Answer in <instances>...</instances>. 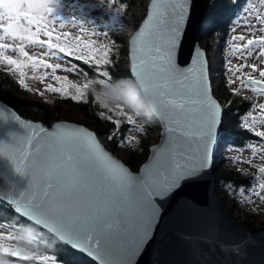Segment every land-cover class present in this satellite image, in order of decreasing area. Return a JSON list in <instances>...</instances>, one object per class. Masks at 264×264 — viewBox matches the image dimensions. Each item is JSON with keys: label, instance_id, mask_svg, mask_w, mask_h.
<instances>
[{"label": "snow or ice", "instance_id": "obj_1", "mask_svg": "<svg viewBox=\"0 0 264 264\" xmlns=\"http://www.w3.org/2000/svg\"><path fill=\"white\" fill-rule=\"evenodd\" d=\"M54 2L0 0V63L6 65L9 72L19 74L18 83L25 88L28 87L25 83L26 68L30 66L33 73L40 68L50 69L51 73L45 71L34 78L43 82L50 75L59 86L47 84V91L81 101L91 81L83 85L70 82L67 76L57 75L56 72H72L77 66L71 64L65 67L45 57L56 60L72 57L86 64L101 66L111 63V49L106 44L97 45L96 41L83 39L80 35L57 31L53 27L55 21H60V29L65 27V21L50 17ZM260 3L264 4V0ZM187 19L188 0H151L146 19L130 42L132 77L144 92L164 101L168 111L160 118L166 122L170 132L177 133L154 157L155 164L148 175L131 176L101 147L93 132L84 127L60 123L54 125L52 132L39 128L43 135L37 137L31 154L21 149L23 155L17 153L19 160L14 161L18 172L22 171L20 161H24L29 174L34 177L25 200L12 201L17 214L56 235L62 242L87 252L97 264H137L145 245L152 238L158 218L156 199L171 196L184 182L195 181L207 167L220 108L209 94L203 54L197 50L191 66L187 68L179 67L175 61V49ZM255 19L264 25V16L257 15ZM70 22L74 26L80 25L84 36L94 34L83 28V21L72 18ZM255 30L254 25L249 27V32ZM259 31L264 33V26ZM41 35L46 39H40ZM6 38L14 43H4ZM232 40L244 42L233 43V53L245 52L255 44L259 46L258 55L264 58V35L246 39L241 34L233 36ZM26 44L39 45L46 51L39 56L29 54L25 50ZM6 50L16 52L18 58L6 55ZM66 63L70 62L66 60ZM244 67L250 68L252 73L258 72L259 79L252 74H244L240 77L242 87L251 86L254 93L264 95V67L241 63L231 65L230 71L236 72ZM97 71L101 78L96 82L100 85L112 80L107 70L98 67ZM254 107L258 109L257 114L248 113L253 123H245L243 127L254 131L255 136L264 142V130L253 126L257 121L264 124V103ZM107 111L135 123L134 116L123 108ZM99 115L115 125L121 123L120 119H113V115H106L105 112ZM249 147L253 154L260 151L255 145ZM4 152V145L0 143V154ZM257 167L258 172L264 174V164ZM259 188L264 190V183H260ZM85 195L90 197L92 210L89 213L73 212L62 219L45 217L37 204L41 199L68 200ZM256 195L264 201L259 192ZM13 239V235L0 234V253L12 257H20L23 253L25 260L34 258L43 264H55L53 257L24 252L3 243ZM234 251L238 253L239 248Z\"/></svg>", "mask_w": 264, "mask_h": 264}, {"label": "water", "instance_id": "obj_2", "mask_svg": "<svg viewBox=\"0 0 264 264\" xmlns=\"http://www.w3.org/2000/svg\"><path fill=\"white\" fill-rule=\"evenodd\" d=\"M150 2L151 0H148L143 18L128 39L129 71L130 42L146 19ZM207 3L208 0H188V19L182 26L175 49V61L179 67L187 68L191 66L197 50L203 54L209 94L220 108L219 123L216 125L214 138L210 144L207 167L198 178L195 181L184 182L171 196L156 199L159 208L158 218L152 238L145 245L137 264H264V226L249 228L224 204L215 188L213 169L220 156L217 150L224 108L213 94L207 54L197 39ZM132 78L135 80L134 77ZM167 111L168 109L164 113ZM156 120L159 124L158 139L148 147L146 158L136 170H133L108 150L91 128L78 122L62 119L45 124L39 120L26 118L0 99V143L5 149L4 154H0V200L9 204L15 211L12 201L23 202L27 197L34 177L29 174L24 161H20L21 172L16 170L17 163L14 161L19 160L17 153H20L21 149L31 154L37 137L43 135L39 132V128L52 132L57 123L84 127L95 134L101 147L118 161L128 174L133 177H144L152 171L155 164L154 157L159 155V150L167 144L170 137L177 135L168 130L164 120L161 118H156ZM30 140L31 143H29ZM51 235L58 239L56 235ZM67 245L97 263L87 252L74 248L70 244ZM237 247L239 248L238 253L234 251ZM35 262L43 264L42 261L36 259Z\"/></svg>", "mask_w": 264, "mask_h": 264}, {"label": "rangeland", "instance_id": "obj_3", "mask_svg": "<svg viewBox=\"0 0 264 264\" xmlns=\"http://www.w3.org/2000/svg\"><path fill=\"white\" fill-rule=\"evenodd\" d=\"M248 1L249 2L247 3V5H245L240 10L238 15L235 16V18L232 20L230 32L228 33L225 40L213 39V36L210 37V39L213 40V47L209 50V66L211 68L210 79L212 91L215 97L220 101L222 107L224 109L228 107L230 105V99L234 96L247 100L250 103L248 109L238 116V124L243 129H246L243 127L245 123H253L251 118L248 116V113L252 112L254 115L257 114L258 109H256L254 105L258 103H264V95L260 93H254L251 90V86L247 88L242 87L240 81V77L244 74H252L255 78L259 79L258 72L252 73L251 69L248 67H244L243 69L236 72L230 71L231 65L241 63L245 65L255 63L258 67H264V58H261L258 55V45L254 44L247 51L242 53H233L231 48V45L233 43H244L242 41H233V36L243 34L247 39L252 38L254 35H264V33H261L259 31V28L264 25H261L260 22L255 19L257 15L264 16V4H261L260 0ZM52 8L53 11L50 13V17H59L61 20L65 21V27L63 29L59 28L60 21H55L53 27H55L57 31H67L72 35H80L83 39H91L96 41L97 45L106 44L109 49H111L109 56L112 54V48L114 47L113 38L117 35V32H119V27L123 25L124 31L126 33L125 35H129L126 38L127 46L128 39L134 31L133 29L135 25L126 18V15L123 14L122 17H120L119 14L122 13L120 10L113 11L109 5L104 4L101 0H55ZM142 8V3L139 2L136 5V9L134 10L135 12H139V10H141ZM72 18L83 21V28L88 32H92L94 34L91 36H84V34L80 30V25L74 26L70 22ZM140 19L138 21H140ZM245 21H247V24L245 23ZM253 25L255 26L256 30L254 32H249V27ZM104 33H107V35H104ZM40 39L43 40L46 39V37L41 35ZM3 42L14 43L12 40L7 38ZM25 50L28 51L29 54H35L39 56L41 53L46 51V48L39 45L26 44ZM249 52L251 53V55H248ZM5 54L13 56L14 58H18V54L12 50H6ZM61 56H63V54H61ZM124 56H126V49ZM45 58L49 59V61L52 63L59 62L61 64H64L65 67L71 66V63H66V60L69 61L67 59L68 57L60 60H56L55 58L50 57ZM45 71L51 73L50 69L43 68L37 69L36 72L33 73L31 67L29 66L25 69V83L28 85V87L25 88L19 84L20 88L15 92L11 90L3 91L2 89H0V97L4 98V102L13 106L28 107L39 112H48L49 114H52L53 120L62 118L70 119L69 117H72L71 115H73V117H77L81 119V121H83L84 115L79 111L73 109V107H71L72 105L64 101L56 100L58 99V96L61 97L59 93L46 90L45 85L47 84L59 86L54 80L51 79L50 75L46 77L43 82L34 78L40 76ZM78 72L79 69L76 67L75 71L66 72L63 70H57L56 74L60 76H67L70 82L78 85H83L85 81L83 80V77L79 76ZM1 75H7L10 79L15 80L16 82H18L19 80V74L16 72H9L7 70V66L2 63H0V76ZM233 89H236V91H233ZM87 90L85 91L84 96L87 93ZM69 91L73 92L74 90L69 89ZM40 93L43 94L41 95ZM226 94H228V96ZM124 111L128 112L126 110ZM101 112H105L106 115H113V119L121 120V123L119 125H115L113 123L115 127L108 135L110 137L115 135V138L118 140V144L115 147L107 145V143L102 138L99 139L104 144V146L108 150H110L116 157L124 159L127 154L136 147L139 138L142 137V133L139 128L141 119L133 115L135 123H129L125 118L116 117L113 113H108L107 110L99 107V113ZM73 117L72 120H74ZM121 124L132 125V127H128L125 130V133L121 135L118 132ZM253 126L257 130H264V124H261L259 121H257ZM246 130L254 134V131L249 129ZM115 132L116 134H114ZM157 135L159 136V129ZM156 140L152 138L151 144L155 143ZM224 145L225 146L223 149V153L226 156L233 158L234 168H237L242 172L254 171L256 173H259L257 166L264 164V142H262V138L256 137L252 140L249 139L247 140V144L242 148H238L231 144ZM249 145H255L260 149V151L256 154H253ZM256 192H259L260 196H264V190H261L259 188V184H257L248 194H239L236 203H233L227 197H221L224 201V204L230 209V211H232L239 220L244 222L249 228L252 229L264 226V201L259 199V197L256 195ZM0 234H3L5 236H14V233H12V231L8 228L0 229ZM46 238H48V236H46ZM39 239L43 240V237L40 235ZM13 240H5L3 241V243L5 245L14 246ZM33 253L39 256L46 255L41 253V251H39L38 249ZM46 256L52 257L50 255ZM14 258L19 259L21 258V256L13 257V259ZM14 264L25 263L14 259Z\"/></svg>", "mask_w": 264, "mask_h": 264}, {"label": "trees", "instance_id": "obj_4", "mask_svg": "<svg viewBox=\"0 0 264 264\" xmlns=\"http://www.w3.org/2000/svg\"><path fill=\"white\" fill-rule=\"evenodd\" d=\"M104 4L109 5L113 11L120 10L126 15V18L133 23L134 29L138 26V21L142 19L147 5V0H101ZM141 2L142 9L139 12H135L136 5ZM248 0H208L206 13L203 18L202 25L198 31L197 39L200 46L205 49L209 62V50L213 47V39L225 40L228 33L230 32L231 22L238 15L240 10L247 5ZM140 19V20H141ZM123 30L119 27V32L114 36V47L112 48V54L109 56L111 63L108 65L94 66L92 64H86L83 61L75 60L72 57L67 59L71 64H75L79 69V76L83 77L86 82L96 81L100 79V74L97 71L99 67L101 70H107L112 79L128 77L132 78L127 57V41L126 38L129 36L125 35ZM126 49V56L125 55ZM209 66V71L210 70ZM133 79V78H132ZM19 83L15 80L10 79L7 75L0 76V89L3 91L11 90L15 92L19 89ZM226 90V87H225ZM229 94V93H228ZM228 94H226L228 96ZM4 100V98H1ZM59 101H64L73 107V109L79 111L84 115V120L77 117L62 118V120L74 121L87 126L94 130L99 138H102L107 145L115 147L118 144V140L115 135L109 139V133L114 129V124L105 118L99 116V106L95 103L93 96L90 91L87 90L84 98L81 101H73L71 98L59 97ZM8 104V103H7ZM12 106L21 116L39 120L45 124H50L53 121L52 114L48 112H39L28 107H17ZM250 103L247 100L238 98L236 96L230 99V105L224 109L222 116L221 131L219 137V148L217 154H220L217 159L213 175L215 177V188L223 198L227 197L233 203L237 202L239 194H248L252 191V188L260 183H264V174L256 173L254 171L242 172L241 170L233 167V158L226 156L223 153L224 144H231L238 148H242L247 144V140L254 139L257 136L255 134L243 129L239 126L238 116L244 113ZM141 119L140 130L142 137L139 138L136 147L131 150L124 159H121L131 169L136 170L139 164L146 158L148 153V147L151 145L152 138L158 139L159 124L154 116H137ZM61 120V119H58ZM80 120V121H77ZM132 125L121 124L118 132L123 135L127 128ZM116 134V132L114 133ZM157 141V140H156ZM22 224H31L27 219L18 215L9 204L0 200V229H10L12 233L15 232L16 228ZM34 225V224H32ZM35 226V225H34ZM38 228V227H37ZM41 232L43 240L39 239L37 249L41 253L50 255L55 259L56 264H97L88 256L81 252L72 249L67 244L59 241L57 238L43 230L38 228ZM48 238H46V236ZM45 238V239H44ZM25 264H37L35 259L25 260L21 258H14ZM14 259L4 253H0V260L6 261V264H14Z\"/></svg>", "mask_w": 264, "mask_h": 264}, {"label": "clouds", "instance_id": "obj_5", "mask_svg": "<svg viewBox=\"0 0 264 264\" xmlns=\"http://www.w3.org/2000/svg\"><path fill=\"white\" fill-rule=\"evenodd\" d=\"M88 91L95 103L104 110L123 108L134 116L151 115L157 119L167 110L163 100L144 92L134 79L128 77L115 78L104 85L91 81ZM37 204L42 214L49 219H62L73 212L89 213L92 210L87 195L68 200L41 199ZM40 235L36 226L22 224L14 232L13 244L24 252H34L40 243ZM0 264H6V261L0 260Z\"/></svg>", "mask_w": 264, "mask_h": 264}, {"label": "flooded vegetation", "instance_id": "obj_6", "mask_svg": "<svg viewBox=\"0 0 264 264\" xmlns=\"http://www.w3.org/2000/svg\"><path fill=\"white\" fill-rule=\"evenodd\" d=\"M23 258V257H22Z\"/></svg>", "mask_w": 264, "mask_h": 264}]
</instances>
